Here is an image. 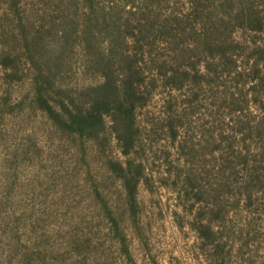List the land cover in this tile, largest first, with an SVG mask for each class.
I'll list each match as a JSON object with an SVG mask.
<instances>
[{
	"label": "rangeland",
	"instance_id": "obj_1",
	"mask_svg": "<svg viewBox=\"0 0 264 264\" xmlns=\"http://www.w3.org/2000/svg\"><path fill=\"white\" fill-rule=\"evenodd\" d=\"M39 74L143 78L129 155ZM0 264H264V0H0Z\"/></svg>",
	"mask_w": 264,
	"mask_h": 264
},
{
	"label": "trees",
	"instance_id": "obj_2",
	"mask_svg": "<svg viewBox=\"0 0 264 264\" xmlns=\"http://www.w3.org/2000/svg\"><path fill=\"white\" fill-rule=\"evenodd\" d=\"M3 60V65L11 62ZM34 79V95L36 103L45 111L53 121L61 127L68 129L79 136H94L103 127L104 117L111 118L116 138L121 142L124 155H129L134 144L135 127V99L138 85L142 79L135 81L134 75L125 78L111 79L108 75L103 82L99 96L92 98L87 106L75 102H67L62 98H48L47 85L43 76ZM129 185V180H126Z\"/></svg>",
	"mask_w": 264,
	"mask_h": 264
}]
</instances>
